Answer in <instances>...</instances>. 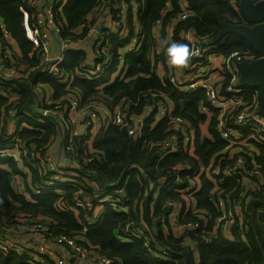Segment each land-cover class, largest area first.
<instances>
[{
  "label": "trees",
  "instance_id": "16d2710c",
  "mask_svg": "<svg viewBox=\"0 0 264 264\" xmlns=\"http://www.w3.org/2000/svg\"><path fill=\"white\" fill-rule=\"evenodd\" d=\"M63 1L57 6L56 20L58 23L68 24L69 28L81 25V21L87 19L86 15L97 4V0H69L62 5ZM165 3L166 0L141 2L138 19L146 38L142 50L126 53L125 62L128 69L124 78L109 80L112 71L117 69L120 63L117 49L125 46L129 37L114 40V62L98 79L75 77L70 87L52 76H44L40 80L54 89L55 98L71 90L86 104L92 95L102 93L112 110L122 98L128 97L132 101L130 110L137 115L146 107L140 93L147 89H162L174 100L177 114L190 118L196 125L199 124L205 120L203 105L210 107L206 102L204 90L197 88L193 92L182 93L174 90L167 81L164 84L155 72L152 58L155 40L152 28L158 19L163 18V24L166 25L168 18L180 14L183 3L191 14L177 21L175 37L188 29H192L198 36L212 37L221 28L224 20L241 18V15L228 0H171L170 9L165 7ZM29 4L30 0H0V16L8 24L14 45L16 44L22 52L21 55L16 54L18 64L29 61L35 66L38 56L36 52L29 56L34 44L26 37L22 24L24 15L20 10L22 6L29 8ZM86 30L85 27L78 37L85 36ZM78 34L70 33L67 29L63 31L64 37L73 40H76ZM1 38L4 46L10 44L2 36ZM208 42L212 44L211 40ZM14 45L12 49H15ZM217 46L223 54L251 48L246 39L235 34L228 35L225 42L218 41ZM85 57L84 53L70 51L65 60L66 68L72 71L83 63ZM34 75L36 79L43 76L39 70H36ZM226 81L228 82L229 78H226ZM6 89L20 94L16 116L22 115L18 118L19 122L27 124L21 131L22 138L29 142L47 144L51 135L58 130L59 121L52 116L42 117L39 114L37 118L31 117L30 113L34 110L31 104L36 102V92L27 85L26 80L8 83ZM9 101L5 94L0 93V147L7 143L3 137L9 114L4 110L9 109ZM25 110L30 113L27 114ZM208 111L210 114L214 112L210 108ZM162 119L154 125L153 116L146 118L139 135L129 133V125L133 121L109 123L93 142L94 150L99 156L83 161L84 169L80 171L78 178L82 181V187L79 188L56 185L52 189L44 190L42 194H36L31 187L35 182L41 181V174L33 167V180L31 186H27L32 199H27L23 194H16L12 186V177L18 172L16 162L0 158V200L7 201L9 209L13 212L39 213L52 222H57L59 226L74 234L80 242L100 246L103 252L116 259L115 264H264V183L256 187L248 185L244 190L245 186L243 182L237 181V176L219 181L214 175L209 177L206 172L201 174V188L194 193L193 198L187 199L181 190L182 187L167 183L161 184L163 187L153 203L159 177L167 178L169 171L178 163L188 164L193 174L203 172L199 169L200 162L204 164V168L212 167L218 162L222 167H226L228 163L223 152L227 141L215 130L214 113L209 129L211 136L203 138L198 130L193 156L180 151L165 157L157 165V153L148 149L146 141L162 140L167 135L171 120L169 117ZM252 142L253 155L249 158L253 157L259 164V172L264 178V139ZM210 161L213 162L209 165ZM210 172L212 173V170ZM85 178L95 180L98 189L87 184L90 182L85 181ZM121 188H124L121 205L100 200L105 194H115ZM80 190L83 191L80 195L89 197V206L64 212L57 209L58 203L65 199L71 200ZM218 196L225 198L224 209L218 204ZM170 200L183 203L177 222H173L170 217L171 213H174L168 206ZM235 200H240V210H234ZM201 209L213 216L206 218ZM89 220L92 223H89ZM128 222L144 229V235H131L129 240L123 238L120 230ZM189 222H198V225L188 227ZM227 222L228 227L224 232L218 223ZM28 257V254L20 253L15 248L7 253L0 250V264H30Z\"/></svg>",
  "mask_w": 264,
  "mask_h": 264
},
{
  "label": "built area",
  "instance_id": "2783aa9c",
  "mask_svg": "<svg viewBox=\"0 0 264 264\" xmlns=\"http://www.w3.org/2000/svg\"><path fill=\"white\" fill-rule=\"evenodd\" d=\"M64 1L61 3L62 5ZM123 1L97 0V4L94 7L95 15L93 20L95 21L88 18L81 21L83 28L87 26V32L83 39H90L94 60L93 62L84 61L72 71L66 68V54L74 43L80 40H73L63 36L64 24L58 23L56 20L57 6L61 0L48 1L43 7L39 5L37 0H32L29 8L23 6L20 8L24 15L22 24L26 37L34 44L33 51L29 55L32 56L36 52L38 56L35 66L31 65L29 61L18 64L16 60V54L18 53L15 49H12V33L8 28L7 22L0 16V35L10 43L6 47L0 45V93L5 94L10 99L8 102L10 104L9 109L4 110L9 114V117L11 116L14 119L13 111L16 110L20 102V94L8 91L6 84L15 83L17 80H26L27 85L34 89L36 99L39 101L37 111L42 117L52 116V110L57 105L70 106L69 111H72L90 104L91 100L86 102V104L82 103L80 96L71 90L55 98L54 89L46 82L40 80V78L52 76L58 82L70 87L75 77L98 79L103 76L115 59L116 46L114 40L124 39L129 32L122 34L123 25L117 21L119 13L116 15L113 13L110 25L104 24L99 31L96 28L100 26L98 21L103 20L106 14L112 13L113 8L119 7ZM171 4V0H166L165 7L170 9ZM190 14L191 11L187 6L183 5L180 14L168 18L166 26L170 31V37H175L176 35L177 21L187 18ZM157 21L163 23V18ZM191 30L182 31L180 39L177 41L189 45L192 52L190 60L186 66L182 67L181 74L169 72L164 84L167 81L174 90L182 93H189L197 88H202L206 102L216 113L215 130L221 138L227 141L223 152L226 154L225 159L228 163L226 167H222L220 162L212 167L207 166L204 168L203 173L206 174V172L208 173L212 170V174L219 181H224V179L231 176H237V181L243 182L244 190L247 188V182H250L252 186H261L264 183V178L259 172V164L256 163L253 157L249 158V156L253 155L252 144H249V141L264 139V115L260 112V89L241 84L237 69L238 62L253 60L258 55L251 48L244 51L233 50L223 54L219 52L217 44L213 43V36L204 38L197 35V39H194L190 34ZM208 40H211L212 44H209ZM121 48L133 49L131 44L127 43L125 46H121L119 50L117 49L119 55ZM214 54H222L224 67L230 71L232 69L228 82L225 79L216 83L211 78L212 65L210 58ZM36 70H39L43 76L36 79L34 75ZM140 98L145 101L147 107L157 110L158 114L163 117H169L171 120V124L167 128V135L162 140L146 141L148 149H153L157 153V165L165 157L180 151L193 156L196 137L195 129L192 128L191 122L186 117L174 115L171 112L170 104H173V101L167 91L147 89L140 93ZM131 103L130 98H122L115 106V109L111 111V113L114 112L113 115L107 120H101L98 125L99 133L94 139H91V134L94 133L93 128L88 124H86L85 129L89 131L90 135L87 134L88 132L85 131L84 133L80 130L76 134L70 135L67 124L70 121L69 117L64 118L56 115V118L55 116L52 117L59 121V127L56 133L51 135L49 142L47 144L29 142L21 136V131L27 124L19 122L18 119L14 126H9L7 119L8 125L3 137L4 142L7 141V143L5 146L0 147V158L12 159L16 162L18 172L12 177V186L22 185L25 182V175L33 172L32 168L35 167L41 174V181L35 182L33 187H31L36 194H42L44 190L52 189L56 185L82 187L80 184L82 181L78 180V178H80V171L84 169L83 161L92 160L99 156L92 144L109 123L121 124L133 121L129 125V133H137L139 135L141 132L143 124L137 122L138 115L130 110ZM205 106L203 105V109H205ZM100 118V110H98L88 120L89 122H92V120L95 122L100 120ZM86 135H88L87 138H85ZM70 137L73 143L78 144L77 148L76 145L70 143ZM57 138L61 139L63 145L62 158L59 155V158L55 159L49 152L48 156H42L44 158H41L42 149L50 151L51 145ZM81 141L85 142L84 146H82L83 142ZM235 146L238 148L233 151ZM73 148H76V152H80V159L70 165L71 161H67V157L74 158L76 155L70 152L65 155L64 152ZM190 170L191 167L188 164L178 163L169 171L167 178L159 177V184L155 190L153 203H155L156 195L159 194L161 187H163L161 184L165 185L167 183L182 187V192L187 197L193 198L191 196L200 187L199 181L194 177L199 172L193 174ZM33 176L34 174L28 176L30 186ZM191 177L195 179L194 183L191 182ZM85 181L97 185L95 180L85 178ZM96 189H98V185ZM82 192V190L78 191L71 200L65 199L63 202L58 203L56 205L57 209L64 212L72 208H86L89 206L90 199L87 195L86 197L80 195ZM123 192L124 188H121L115 194H105L100 200H106L109 204L112 202L113 204L121 205V194ZM218 199L219 204H224L225 198L218 196ZM168 206L174 210V213L170 215L171 220L177 222L180 213L179 209L183 208V203L177 200H170ZM233 208L234 210L242 208L240 200L234 201ZM89 223H92V221L89 220ZM194 225H198V222L188 223V227ZM0 229L2 230L0 236L6 239V244L0 243V250L7 253L12 248H15L20 253H26L29 255L28 261L30 264H47L50 258L53 260V264H69L66 252L76 259L90 261L94 264H115L116 261V259L103 252L100 246L80 242L74 234L70 233L65 227L59 226L57 222H52L49 218L39 213L13 212L9 209L8 202L3 200H0ZM144 233V229L138 228L129 222L120 230L123 238L127 239L131 235L141 237ZM47 241L52 242L55 247L50 248L46 243Z\"/></svg>",
  "mask_w": 264,
  "mask_h": 264
},
{
  "label": "crops",
  "instance_id": "0c3cea01",
  "mask_svg": "<svg viewBox=\"0 0 264 264\" xmlns=\"http://www.w3.org/2000/svg\"><path fill=\"white\" fill-rule=\"evenodd\" d=\"M30 1H32V0H30ZM37 1H38L39 5L43 7V6H45V4L48 1H51V0H37ZM68 1L69 0H65L64 3H67ZM141 2H140V0H129V1L127 0V2H126V0H124L121 3V6H122V9H121L122 12L121 13H122V17H123V19H122V25H123L122 26V34L129 32V34L127 36V38L128 37L130 38L128 43H130L132 45V48H133L129 51L126 50L127 48H125V50H122V48H121L119 60H120V63L122 61H124V66L122 68V69H124V71L126 69H128V64L125 62L126 53L130 52V51H136L137 52V51L142 50L143 42L146 38L145 34L142 31V25L140 24L139 19H138V12H139ZM229 2H230V0H229ZM230 3L232 5L235 4V2L234 3L230 2ZM183 4L186 6L185 3H183ZM130 9H132V10H130ZM94 15H95V10L92 9L88 12V14L86 15V18H88L89 20H93ZM112 17H113V12L106 14L103 20H99L98 23L100 26L96 28L97 31L101 30L103 28L104 24L110 25L111 20L113 19ZM93 21H95V20H93ZM64 22H66V21H64ZM61 23H63V22H61ZM64 27H66L65 30L66 29L68 31L70 30V33L78 32L79 34L77 35L76 39L80 40L79 42L74 43L73 47L70 50H68V52L66 54V60L69 56L70 51H76V52L84 53V55L86 56L82 62H84V61L93 62L94 57H93L92 44H91L90 39L88 38V39L84 40L83 38L85 36L78 37L82 34V32L84 30L83 27L81 25H79L78 27H75V28H69V25L65 24V23H64ZM191 31H192V32H190L191 36L194 39H197V37H198L197 34L193 30H191ZM152 33H153V37L155 40L154 50L152 51V58H153V61L155 64V72L158 74V76L160 78H162L161 80L165 82L166 77H167L169 72H172V73L179 75L182 73V67H175V66H172L168 63L167 58L164 54V48H163L161 42L164 40L179 41L181 32L179 33L178 37H170V31L167 29V26L164 25L162 22L156 21L154 23L153 28H152ZM183 34H184V32H183ZM134 36H136L135 39H137L136 44H134L135 42L133 41ZM223 42H225V41H223ZM12 43L14 45V41H12ZM14 46H15V51L21 55L22 52H21L20 48L16 44ZM120 63H118L117 69H118ZM210 63L212 65L211 78L213 80H215L216 83L221 82V81L225 80L226 78L230 77V73H231L232 69L230 71L229 69L224 67L222 54L212 55L210 58ZM124 74H125V72H124ZM124 74L122 72V75L120 77L124 78ZM117 77H119V74ZM202 92H203V90H202ZM98 96H102L103 98L106 99V96L103 95L102 93H99ZM171 100H172V98H171ZM172 101H173V104H170L171 112L174 115H180V114H177L175 112L176 105H175L174 100H172ZM37 102L38 101L36 100V103ZM200 103H202V102H200ZM208 108H210L211 110H214L211 107H205V109H204V114H206L205 120L201 121L197 125L190 118L186 117L191 122V124L193 126L192 128L195 129L196 135H197L198 130H199V135L203 138L211 136L209 129H210V124L213 121V113L214 112L213 113L211 112V114H210V112L208 111ZM36 109H37V107H36ZM102 114H103L102 120H107L108 117L106 116V114L105 113H102ZM158 115L161 117L158 118ZM149 116H153V120H154L153 124L154 125H155V123L159 122L160 120H163L162 118H164L162 115L158 114L157 110H154L153 108L146 106V107H143L141 113L138 115L137 122L139 121L142 124H144V122L146 121V118H148ZM214 126H215V121H214ZM62 147H63V145L61 143V139L57 138L55 140V142L51 145V149H50L49 153L55 159L59 158V155H61V157H62L63 156V154H61ZM236 150H237V148L234 151H236ZM213 161H210L209 165L212 164ZM203 166H204V164L200 162V168L199 169H201ZM46 243L49 245L50 248L55 247L52 242L47 241ZM66 255L68 256L69 264H94L93 262H90V261H86V260L82 261L80 259H76L75 257L68 255L67 252H66Z\"/></svg>",
  "mask_w": 264,
  "mask_h": 264
},
{
  "label": "rangeland",
  "instance_id": "374dc122",
  "mask_svg": "<svg viewBox=\"0 0 264 264\" xmlns=\"http://www.w3.org/2000/svg\"><path fill=\"white\" fill-rule=\"evenodd\" d=\"M229 1V0H228ZM230 2H235V4H234V7H237L238 8V4H237V2L235 1V0H230ZM121 9H122V6L120 5L119 7H114L113 8V13L116 15L117 13H119V15H118V17H117V21L119 22V23H122V19H123V17H122V11H121ZM229 20V19H228ZM85 28V27H84ZM83 28V29H84ZM86 28H87V26H86ZM86 32H87V30H86ZM127 36L125 35V38H126ZM135 37L136 36H134V44H136V42H137V39H135ZM5 39V38H4ZM226 39H224L223 41H225ZM0 45H2V47H6V46H4L3 45V40H2V38H0ZM132 46V45H131ZM122 50H125V48H122ZM126 50H130L129 48H127ZM30 56V55H29ZM123 66H124V61H122L121 63H120V65H119V67H118V69H114L113 71H112V76H111V78L109 79L110 81H115V80H113V79H116L117 78V76H118V74H119V77L121 76V73L124 71V69H122L123 68ZM127 70V69H126ZM126 70L124 71V72H126ZM37 100V99H36ZM90 104H86L85 106H83V107H80V108H76V109H74V110H72V111H69V109H70V106H67V107H63V106H59V105H57V107H54L53 108V110H52V116H55V118H56V115H59V116H63L64 118H68L69 117V119H70V121L67 123L68 124V128H69V131H70V135H72V134H76V132H78V130H80V131H83L84 133H85V131L86 132H88L87 134L88 135H90V133H89V131H87L85 128H86V124H88L90 127H92L93 128V134H91V139H94V137L99 133V130H98V125H99V123L101 122V120H102V113H105L106 114V116L109 118V117H111L112 115H113V113H111V107H110V105L108 104V101L105 99V98H103L102 96H98V95H92L91 96V101L89 102ZM34 104H36V107H38V102L36 103H34ZM34 104L32 105L31 104V106L34 108V110L33 109H31V110H33V111H31V113L30 112H28V110H25V112L27 113V114H29L30 113V115H31V117H33V118H37V114H40L39 113V111H37V109H36V107L34 106ZM91 110H90V109ZM115 109V106H113V110ZM98 110H100V120H96L95 122H93V120H92V122H89V120L88 119H90V117H92V115L93 114H95V113H97L98 112ZM112 110V111H113ZM13 113H14V119H12V117L10 116L9 118H8V122H9V126H14L15 125V123L16 122H18V118L19 117H21L22 115H20L19 117H17L16 116V113H17V110H14L13 111ZM45 114V113H44ZM161 116H159L158 115V118H160ZM138 123H139V121H138ZM88 135H86V137L85 138H87L88 137ZM85 136V135H84ZM69 141H70V143H72V144H74V145H76V148L78 147V144L77 143H73V140H72V138L70 137V139H69ZM81 142H83V144H82V146H84L85 145V142L84 141H81ZM253 142L250 140L249 141V144H252ZM93 145V144H92ZM76 148H73V149H71V150H66L65 152H64V154L66 155L67 154V152H70V153H74L75 155H76V157H72V158H68L67 157V161L68 160H70L71 161V163H70V165L73 163V162H75V161H79V159H80V157H79V153L80 152H76L75 151V149ZM89 148H91V146H89ZM236 148H238L237 146H235L234 148H233V151L236 149ZM48 152L49 151H47V150H44V149H42V154L40 155L41 156V158H44V157H42V156H48L49 154H48ZM62 158V157H61ZM203 170V172H204V168L202 169ZM186 172V171H185ZM203 172H200V174L198 175V174H195V178L199 181V185H200V187H199V189L201 188V177H202V173ZM30 175H33V172H31L30 174H26L25 175V177H24V180H25V182L22 184V185H19V186H13V188H14V190H15V192H16V194H23L27 199H31L32 198V195H31V193L29 192V189L27 188V186H28V184H29V180H28V176H30ZM208 175H209V177H213V174L209 171L208 172ZM188 180V179H187ZM190 180H191V182L192 183H194V181H195V179L193 178V177H191L190 178ZM87 184H89L90 186H93V187H95V189H96V186L97 185H95V183H87ZM246 185L248 186V185H252V184H250V182H247L246 183ZM216 186H218V183H216ZM254 187H256V186H254ZM32 190V189H31ZM155 193V192H154ZM191 197H193V196H191ZM189 197H187V199H188ZM182 203V202H181ZM219 204V203H218ZM195 205V204H194ZM219 206H221L223 209L225 208L224 207V204H219ZM193 208H194V206H193ZM221 209H219V211H220ZM201 212L203 211L204 213H205V217L206 218H211L213 215L210 213V212H208V211H206V210H203V209H201L200 210ZM218 226L220 227V229H222V231H225V228H227L228 227V223H222V224H219L218 223ZM1 234V233H0ZM125 239H127V238H125ZM129 240V239H128ZM6 242V239L4 238V237H2V236H0V243H3V244H6L5 243ZM49 263H52L53 264V260L50 258L49 259Z\"/></svg>",
  "mask_w": 264,
  "mask_h": 264
},
{
  "label": "water",
  "instance_id": "95a60500",
  "mask_svg": "<svg viewBox=\"0 0 264 264\" xmlns=\"http://www.w3.org/2000/svg\"><path fill=\"white\" fill-rule=\"evenodd\" d=\"M235 1L238 4L236 9L245 23L224 20L212 41L217 43L227 39L228 35L235 34L246 39L251 49L259 53L253 60L238 62L237 69L241 84L260 89V112L264 115V0ZM1 231L0 229V233Z\"/></svg>",
  "mask_w": 264,
  "mask_h": 264
},
{
  "label": "clouds",
  "instance_id": "9594fccd",
  "mask_svg": "<svg viewBox=\"0 0 264 264\" xmlns=\"http://www.w3.org/2000/svg\"><path fill=\"white\" fill-rule=\"evenodd\" d=\"M161 43L164 48V54L170 65L175 67H183L188 64L192 55L188 44L169 40H164Z\"/></svg>",
  "mask_w": 264,
  "mask_h": 264
},
{
  "label": "flooded vegetation",
  "instance_id": "af4514ba",
  "mask_svg": "<svg viewBox=\"0 0 264 264\" xmlns=\"http://www.w3.org/2000/svg\"><path fill=\"white\" fill-rule=\"evenodd\" d=\"M232 21H234V22H238V23H245V21L242 19V17L241 18H239V17H236V18H233V19H231ZM256 55H258L259 56V53H255Z\"/></svg>",
  "mask_w": 264,
  "mask_h": 264
}]
</instances>
